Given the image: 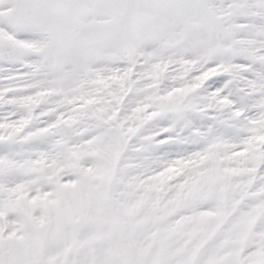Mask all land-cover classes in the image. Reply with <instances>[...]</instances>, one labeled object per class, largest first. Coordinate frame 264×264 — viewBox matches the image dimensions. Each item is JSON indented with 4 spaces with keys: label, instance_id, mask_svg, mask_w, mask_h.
Wrapping results in <instances>:
<instances>
[{
    "label": "snow or ice",
    "instance_id": "obj_1",
    "mask_svg": "<svg viewBox=\"0 0 264 264\" xmlns=\"http://www.w3.org/2000/svg\"><path fill=\"white\" fill-rule=\"evenodd\" d=\"M0 264H264V0H0Z\"/></svg>",
    "mask_w": 264,
    "mask_h": 264
}]
</instances>
